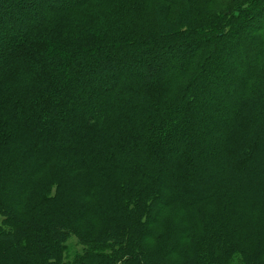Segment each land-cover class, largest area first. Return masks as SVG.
Listing matches in <instances>:
<instances>
[{"label": "trees", "instance_id": "obj_1", "mask_svg": "<svg viewBox=\"0 0 264 264\" xmlns=\"http://www.w3.org/2000/svg\"><path fill=\"white\" fill-rule=\"evenodd\" d=\"M0 264H264V0H0Z\"/></svg>", "mask_w": 264, "mask_h": 264}, {"label": "rangeland", "instance_id": "obj_2", "mask_svg": "<svg viewBox=\"0 0 264 264\" xmlns=\"http://www.w3.org/2000/svg\"><path fill=\"white\" fill-rule=\"evenodd\" d=\"M146 70H149L150 71V69H146ZM147 73H149V72H147ZM212 84H214V81H212ZM94 106H95V103H92V106H90V108H93Z\"/></svg>", "mask_w": 264, "mask_h": 264}]
</instances>
